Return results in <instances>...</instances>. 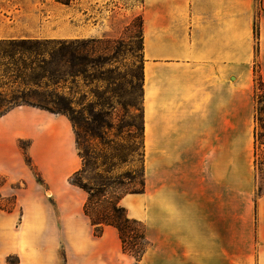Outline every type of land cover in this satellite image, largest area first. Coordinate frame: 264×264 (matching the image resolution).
<instances>
[{
  "label": "crops",
  "instance_id": "crops-1",
  "mask_svg": "<svg viewBox=\"0 0 264 264\" xmlns=\"http://www.w3.org/2000/svg\"><path fill=\"white\" fill-rule=\"evenodd\" d=\"M139 15L145 183L120 201L152 229L137 264H264L253 164L264 0H140ZM80 166L65 116L19 106L0 117V197L15 201L0 209V264H134L114 228L94 236L86 193L68 182Z\"/></svg>",
  "mask_w": 264,
  "mask_h": 264
},
{
  "label": "trees",
  "instance_id": "trees-1",
  "mask_svg": "<svg viewBox=\"0 0 264 264\" xmlns=\"http://www.w3.org/2000/svg\"><path fill=\"white\" fill-rule=\"evenodd\" d=\"M62 5H69L70 0H55ZM254 34L256 29L254 28ZM137 51L139 64V95H138V123L130 126L136 131L133 136L135 143L130 153L136 155L137 169H130L123 173L114 174L117 164L124 165L127 156L116 153L108 158H103L100 164H96L94 170L96 177L91 178L92 183L85 184L80 178L85 162L80 171L75 172L68 178L69 184L81 189L86 193L83 204V215L88 219L93 229L94 236H100L104 227L109 226L117 231L124 254L134 259V264L139 262L150 247L146 237L145 226L142 222L129 218L126 209L120 206L121 199L126 195L141 194L144 191V153H143V114H142V19L138 16L137 22ZM101 42L95 39H45L35 37H17L0 39V117L19 106H27L46 111L55 115L65 116L72 128L82 129L81 115L69 97L61 90L68 83L78 84L84 80L88 83L102 82L103 67L107 58L102 54ZM254 155L255 165L264 162L260 155V148L264 146V82L258 74V65L254 64ZM101 97L98 96V100ZM100 103H92L86 113L91 118L93 127L86 130L95 133L102 128V113H93ZM75 145L78 144L79 135L74 132ZM98 136V135H97ZM99 137V136H98ZM21 145V143H20ZM22 150H25L21 147ZM77 150V148H76ZM78 153V151H77ZM25 154V153H24ZM81 158V157H80ZM112 159L113 161H110ZM28 166L32 168L30 159L25 155ZM114 174V175H113ZM0 186L5 178L0 177ZM41 182L40 179H38ZM136 184V185H135ZM126 186H129L126 187ZM258 194L264 192V188L258 184ZM2 204L0 197V209L10 212L14 208V198L6 200ZM14 258L15 261L11 262ZM16 257H8L7 264H17Z\"/></svg>",
  "mask_w": 264,
  "mask_h": 264
},
{
  "label": "rangeland",
  "instance_id": "rangeland-1",
  "mask_svg": "<svg viewBox=\"0 0 264 264\" xmlns=\"http://www.w3.org/2000/svg\"><path fill=\"white\" fill-rule=\"evenodd\" d=\"M139 8L140 0H70L69 5L59 4L55 0H0V37L95 39L101 42L102 54L107 58L103 67L104 81L88 83L81 80L76 85L68 81L61 90L71 99L82 117L83 128L72 129L79 135L76 148L78 157H81V166L78 171L84 162L86 164L80 175L85 184L92 183L91 178L96 177L94 167L102 162L105 155L108 158L116 153L125 155L130 153L135 143L133 136L136 131L130 125L138 123L139 64L136 36ZM98 96L101 100H98ZM96 102L101 106L95 107L93 113H102L99 118L103 124L98 134H95L96 130H93L95 133L86 130L96 125L86 113L91 104ZM19 147L25 149L26 145L21 143ZM25 155L24 162L28 166ZM260 155L264 157V146L260 148ZM131 159L130 153L126 163L117 164L113 173L137 169L136 155H133V164L130 163ZM254 162L256 187L259 184L264 188V162L260 164L258 160L257 166ZM32 174L37 182L40 178L36 172L32 171ZM0 177L5 178L2 174ZM151 179L153 182V171ZM13 186L22 188L23 185L16 183ZM1 203L7 204V201ZM140 215L137 212L136 218L129 217L141 221L146 231L148 226L145 221L139 220ZM148 231L149 238L153 240L152 229ZM14 261L12 258L11 262Z\"/></svg>",
  "mask_w": 264,
  "mask_h": 264
}]
</instances>
